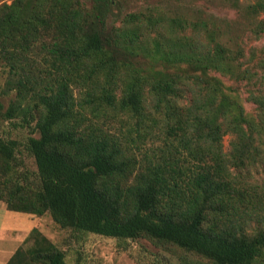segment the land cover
Here are the masks:
<instances>
[{
	"label": "trees",
	"instance_id": "obj_1",
	"mask_svg": "<svg viewBox=\"0 0 264 264\" xmlns=\"http://www.w3.org/2000/svg\"><path fill=\"white\" fill-rule=\"evenodd\" d=\"M116 1L0 0V60L17 91L6 118L31 117L38 134L23 145L35 172L0 136V200L206 260L181 264H264V50L245 64L218 28L181 34L185 19L119 17ZM249 8L264 14V0ZM26 240L7 264H69L38 229Z\"/></svg>",
	"mask_w": 264,
	"mask_h": 264
},
{
	"label": "rangeland",
	"instance_id": "obj_2",
	"mask_svg": "<svg viewBox=\"0 0 264 264\" xmlns=\"http://www.w3.org/2000/svg\"><path fill=\"white\" fill-rule=\"evenodd\" d=\"M5 1L12 2V0H2ZM84 1L89 2V0ZM255 2L256 0H117L114 11L119 17L131 13H144L167 19L183 18L188 22V27L178 29V32L189 36L199 35L204 38L203 23L212 29L218 28L223 41L229 44L228 46L241 61L256 66L253 61L256 54L254 52L262 54L264 50V32H260L264 27V14H255L251 11L249 6ZM117 19L113 17L111 22ZM193 24L201 25L198 27L201 31H198ZM261 59H264V56ZM8 79V68L0 60V136L20 142L22 153L18 155V161L24 162L28 170L35 172L34 158L24 150L23 145L30 136H38V134H32V128L26 127L28 122L33 121L31 117L17 113L13 120L6 118L8 108L17 98V91L8 83ZM227 84L234 83L227 81ZM234 87L237 88L240 100L248 113H254L255 106L248 101V92L241 85L234 84ZM191 96V92L185 94L184 104L188 103ZM230 140V136L224 139L225 152L229 151ZM148 148H151L150 144L146 145V149ZM137 154L139 156V153ZM24 170L20 167V172ZM253 174L256 179L263 177L261 168L253 169ZM26 216L32 219L23 220L22 229L27 230L29 227L38 229L50 242L66 253L69 264H181L183 259L190 263L206 262L181 249L164 248L146 238L122 241L97 234H83L71 229H62L50 214L42 217H32L28 214ZM11 223L20 225L17 222H8V225ZM24 235L25 233L22 237ZM32 245V240H25L21 246L24 253Z\"/></svg>",
	"mask_w": 264,
	"mask_h": 264
},
{
	"label": "crops",
	"instance_id": "obj_3",
	"mask_svg": "<svg viewBox=\"0 0 264 264\" xmlns=\"http://www.w3.org/2000/svg\"><path fill=\"white\" fill-rule=\"evenodd\" d=\"M27 214L13 212L7 209L6 204L0 200V264H7L19 247H21L34 228L23 230V220L31 221ZM34 217V216H32ZM8 222H17L20 225ZM23 233L25 235L22 237Z\"/></svg>",
	"mask_w": 264,
	"mask_h": 264
}]
</instances>
